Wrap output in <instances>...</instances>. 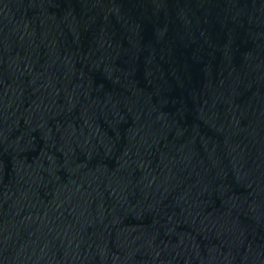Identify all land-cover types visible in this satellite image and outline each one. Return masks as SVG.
Returning <instances> with one entry per match:
<instances>
[{
  "label": "water",
  "instance_id": "95a60500",
  "mask_svg": "<svg viewBox=\"0 0 264 264\" xmlns=\"http://www.w3.org/2000/svg\"><path fill=\"white\" fill-rule=\"evenodd\" d=\"M0 264H264V0H0Z\"/></svg>",
  "mask_w": 264,
  "mask_h": 264
}]
</instances>
